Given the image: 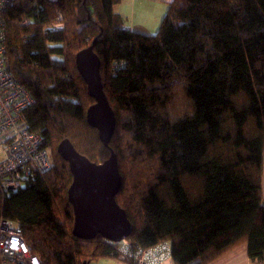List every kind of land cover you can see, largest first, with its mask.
<instances>
[{"label":"trees","instance_id":"16d2710c","mask_svg":"<svg viewBox=\"0 0 264 264\" xmlns=\"http://www.w3.org/2000/svg\"><path fill=\"white\" fill-rule=\"evenodd\" d=\"M121 2L15 0L3 11L10 70L33 100L25 117L53 164L0 210L41 264L119 259L118 244L73 233V175L57 151L69 139L95 163L115 152L132 248L168 240L175 264H211L246 244L264 261V0H170L155 34L126 27ZM91 45L116 115L108 146L87 121L95 100L76 65Z\"/></svg>","mask_w":264,"mask_h":264},{"label":"built area","instance_id":"2783aa9c","mask_svg":"<svg viewBox=\"0 0 264 264\" xmlns=\"http://www.w3.org/2000/svg\"><path fill=\"white\" fill-rule=\"evenodd\" d=\"M15 0H0V206L12 191L19 190L53 164L50 149L40 133L32 131L25 117L31 95L10 70L6 52L3 11ZM26 23V21H25ZM57 26H62L58 23ZM118 244L119 264H172V244L162 241L144 249L132 248L128 239ZM0 264H41L32 252L20 224L0 210Z\"/></svg>","mask_w":264,"mask_h":264},{"label":"water","instance_id":"95a60500","mask_svg":"<svg viewBox=\"0 0 264 264\" xmlns=\"http://www.w3.org/2000/svg\"><path fill=\"white\" fill-rule=\"evenodd\" d=\"M76 65L95 100L88 108L87 121L98 129L101 141L108 146L115 132L116 115L104 91L101 60L93 45L77 53ZM57 151L68 162L73 175L68 198L75 216L74 235L82 239L101 235L114 242L127 239L133 225L116 200L122 176L115 152L104 162L95 163L79 153L69 139L62 140Z\"/></svg>","mask_w":264,"mask_h":264},{"label":"rangeland","instance_id":"374dc122","mask_svg":"<svg viewBox=\"0 0 264 264\" xmlns=\"http://www.w3.org/2000/svg\"><path fill=\"white\" fill-rule=\"evenodd\" d=\"M169 1L122 0L115 6V9L122 14L126 27L144 34H155L166 13ZM111 262L104 261L100 264H110ZM92 264H99V261Z\"/></svg>","mask_w":264,"mask_h":264},{"label":"crops","instance_id":"0c3cea01","mask_svg":"<svg viewBox=\"0 0 264 264\" xmlns=\"http://www.w3.org/2000/svg\"><path fill=\"white\" fill-rule=\"evenodd\" d=\"M262 191L264 195V154H263V176H262ZM111 262L110 264H119L117 259H100V262ZM109 264V263H107ZM172 264H175L174 262ZM211 264H264V261L258 259H251L248 256L247 245L243 244L223 257L217 259Z\"/></svg>","mask_w":264,"mask_h":264}]
</instances>
